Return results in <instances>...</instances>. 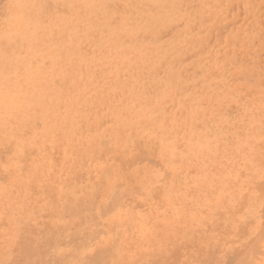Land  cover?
<instances>
[{"label": "rangeland", "instance_id": "rangeland-1", "mask_svg": "<svg viewBox=\"0 0 264 264\" xmlns=\"http://www.w3.org/2000/svg\"><path fill=\"white\" fill-rule=\"evenodd\" d=\"M80 1H84L83 3L89 6H104L106 9L111 5H118L121 3L120 0H0V51L9 49L13 44L12 34L14 29L12 24L14 21H19L22 17L27 16L28 14L30 15L31 12H34L35 20L37 21V25L40 29L39 31L44 33V37L42 38L50 39L55 36V30L57 29V26H55L56 20L54 18L63 15L65 7L79 5L82 3H80ZM187 1L188 0H179V3L184 5ZM220 3L221 1L217 0L216 6H223L224 11H221V14L225 13L224 15L226 20L224 17V24L216 26L212 29H198V37L202 39L205 38V42L201 44L199 48L192 52H188L189 54L184 55L182 58L183 61H181V66L187 69L185 70L186 74L184 75L183 79H188V81H185V83L182 85V88L186 93L192 92L197 95L198 100L194 101V103L199 104L198 109L196 110L197 114H199L197 115L198 118L193 120V126L191 129H180V125L177 127L178 132L174 134V145L171 147L172 149L167 156H160L157 153L156 149L158 147V143L156 140H143L142 138H137L133 139V141L132 138L128 139L124 135L120 136L118 134L120 133L119 131H113L114 122L111 121L113 116L107 111L106 108L103 107L100 109H94L91 119H93L95 115H98V124L102 126L99 129L100 131L108 130L111 127L113 128L110 133V138L112 141L109 145H112V143L115 141L114 139L118 140L119 137L123 138L124 141L122 139L119 141L123 146L122 151H117V153L114 151L113 146L111 147L108 145L109 149L111 148L112 153L115 152L114 154H110L108 152H106V154L105 152H102L100 154L101 156H98L97 159L93 161L85 157L80 159V146L78 143L83 139V135L78 132L80 129L78 126L72 128V131L75 133L73 137L68 136V129L64 130V135L67 138V142L62 152L59 151L52 143L56 139L55 137L51 140V142H45L37 149V145L44 141L41 137V133L44 124H46L45 120L41 122L38 119V110L36 108H32L31 111L24 110L22 106H25L27 101H22L24 103H14L11 105L13 110L22 114V126L14 122L13 118L16 117H13V112L10 106L0 102V156L1 154L3 155V163H0V175H2V177L5 179L2 181L0 180V187L4 188L2 193L6 195L5 199L0 198V222L2 221L3 223V226H1L2 223H0V264H11L16 261L19 263L21 261L20 257L23 253V241L25 234L23 229H25L27 226L38 227L37 224H41V222L44 224L47 222V219L44 218V214L46 213H43V215H41L42 211L39 215H36V213L41 210L40 208L43 209L44 205L42 204L45 203L48 198L54 199L52 200L54 202L58 198L60 199L61 195H69L72 198L79 197L81 195V187H83L84 190L89 187L90 184L93 185L92 182H96V184H98L99 182L97 181H100V179L103 183L101 185L103 187L105 185L104 188L107 189L104 194H100V196L97 197L98 203L96 200L94 202H96L100 207H105L107 206L105 203L112 202V200L110 202L109 199L111 198L113 199L114 204H112V207L115 209L111 208L107 215H101L98 217V219L101 221V224L99 223L100 226H103L99 227V232H97V234H95V231L92 233V236H95L93 241L90 239L89 244H91L92 247L87 245V250L83 249L76 252L74 254L75 257H73L74 260L67 259L65 261V263L68 261L67 264H78L82 260L84 254L85 257L86 254L89 256L98 246L99 251L97 250L98 252L94 253H99L103 250L104 244L109 241V237L112 236H116L117 239L121 237L119 240L121 241L120 243L115 237L113 238V241L115 240V244H129L130 239L131 241H133V239L136 241L143 236L146 237V240L150 241L149 244L144 247V252L139 253L138 249H136L138 254L134 252L135 249L130 247V244L129 246L126 244L125 246H127L129 250L132 248L130 250L132 252L131 255L126 256L125 253L127 248H123L124 250L122 253L125 255V262L123 264H204L205 260V264H224L223 262H225V264H232L235 259H237V262H235L237 264L238 258L241 257L247 259L249 254L246 256L248 252L244 250L250 251L249 253L253 255L252 251L256 250L252 248V246L254 247L256 245H253L254 241L256 242L255 239L259 238L261 234H259V232L264 231V215L257 214L264 210L263 208L261 211L263 203H261L262 201L260 202V200H263L264 202V191L261 193V189L264 190V0H256V2L254 0V7L251 10L250 8H247L249 0H238L228 7L224 6L226 2H222V4ZM248 17L249 19H247ZM249 22H252L253 26L250 25ZM226 23H228L227 26ZM183 26V22L177 21L175 22L174 26L171 27V31L175 29L181 30ZM64 29L68 30V27H64ZM239 31H243L245 34L253 35V38L249 40L250 46L247 47V49L244 51L245 54L242 55H236V53L241 48L240 45L223 43L225 37H231ZM159 34L161 36L165 35L164 32ZM31 37L33 36L28 35L27 38L31 39ZM42 38H37L39 40L32 41L30 43L26 41L21 48H14L13 51L7 50L3 54L4 59L1 61L0 65L6 71V79L4 81H0V96L5 94V96L7 98H11L13 102V99H15L14 96L18 91L22 93L27 92L25 87V78L23 77L22 73L25 67H39L40 63L43 62L42 57L44 55V51L42 45L50 46V44L45 40H40ZM167 40L168 37H164L159 40L138 41L136 46L132 47V54L139 53L142 49V46L144 45H149L156 48L165 43ZM126 45L129 46L130 43H127ZM205 47H207L206 50ZM232 54H235V56L226 59V61L231 59V64L223 69V72L220 74V76H218L216 79L215 77L212 78V76H210V82L208 84L205 83L204 75H208L209 72L205 66L207 63H210V60L213 58V56H215L214 58H218L219 56L222 57V55ZM168 55L171 56L172 54ZM5 60H8L9 62L7 61L6 63ZM13 67L15 69H13ZM212 68L214 69L215 66H212ZM173 72V70H168L166 74ZM109 77L107 80L99 81L98 86H104L106 81H112L115 78L112 72H110ZM6 80L8 84L6 83ZM120 81L121 76L117 78V83ZM140 82L142 84L144 83L143 85H146L147 80L146 78L142 77ZM199 82L200 84L206 86L205 91H202L201 86L197 85ZM210 84L212 86H210ZM13 85L15 88H13ZM154 95V99H162L160 93H154ZM90 96L91 95L88 94V97ZM127 97L128 96L125 95L116 96L114 106L118 111H122L125 107H130L132 105L133 102ZM185 97L188 99L189 95H185ZM124 98L125 104L123 106L119 103ZM162 103L165 107L168 106L167 108L169 110L179 111L182 107V105L179 104L173 105L169 101H166V103L162 101ZM191 103H193V101H191ZM88 107L89 104L86 103L83 107H80V111H86ZM35 111L37 112L35 113ZM161 114V111L158 110L152 116H157L156 118L160 119L162 116ZM175 115L177 116L178 113H175ZM106 121L107 124L105 123ZM102 122H104L106 125ZM163 128L168 129V125H163ZM114 132L115 134H113ZM179 132L180 134L178 135ZM94 133L97 134V131L94 130ZM33 140L36 143L32 145V148L35 152H32L33 154H31L29 142H32ZM5 148L9 154H4L6 152ZM75 149H77L78 153L74 152L76 154H72L73 156H70L71 152L73 153V151H76ZM128 150H132L133 153L135 152V154L133 155L131 152V157H126V159L121 158L123 155L128 156ZM29 153L31 154L30 156ZM116 155H119L118 157L120 158H117ZM24 156H26L25 159H23ZM114 156H116V158ZM41 157H47L49 160L50 158H53L55 161L57 160L58 164L61 162L59 167L55 169L56 171H54L57 172V174L55 173L57 177L55 179L56 183H49V173H53L52 169H50L47 174L45 173L43 177L40 178L39 183L34 186H38V190L33 188L35 192H40L43 190L40 196L34 197L33 195L37 202L33 201L30 204L25 203V198H21L16 193L18 192L20 195V191L17 188L16 189L18 191L14 189L13 183H10L12 180L10 175L15 173L18 175V177L22 176L26 170L30 169L32 161ZM55 157H57V159ZM113 159H115V161ZM128 159L130 160L128 161ZM19 160H22V163L18 162ZM78 160L79 162L77 166L71 169V172L72 170H76L78 176L80 174L82 175L76 178L80 183L78 181L77 183L74 179L73 172L71 173L69 171L70 173H66L62 168H60V166H66L67 161L75 163ZM89 161L92 162L89 163ZM15 162H17V164ZM63 162H65V164ZM113 162H116V164ZM83 163L86 164L83 165ZM117 163L125 166H127L128 163L132 164L129 165L131 167L128 170H132L133 172L126 171L127 173L132 174V183L129 182L131 184H127L126 180H123V178L118 176L121 174L123 169H120V172L117 173L118 166H115ZM22 166H24L23 171L21 170ZM119 167L121 166L119 165ZM106 168L109 169L107 170ZM132 168L137 170V172L139 169L136 168H140L139 173H137L138 176L136 175L135 170ZM159 168L161 169L159 170ZM99 170H103L100 172V174L105 177L104 179L101 177V175L99 176ZM7 171H9V173ZM107 172L111 173L112 176ZM6 173L10 177L5 176L7 175ZM93 173L95 174L93 175ZM163 173H168V175L165 177L163 176ZM133 174H135L137 178L135 175L133 176ZM62 175L63 177H61ZM109 175L111 177H109ZM89 176L90 178H88ZM162 176L167 179L165 180ZM44 177L47 178L44 179ZM81 177L84 179H81ZM115 177L117 179L120 178L123 183L120 181V179L116 181ZM161 177L162 180L164 179L165 181H160ZM66 178L67 181L65 180ZM88 179L91 180L89 181ZM134 179L136 180L135 182ZM83 180L85 181L83 182ZM174 181L175 183H173ZM57 182L60 184H57ZM47 183L48 185H51L48 187L46 185ZM74 183L76 185H74ZM64 184L69 186L66 188ZM81 184L82 186H80ZM119 184H123L124 186H122L124 189L126 187V190L128 191L123 190V187ZM135 185L136 188H132L135 187ZM115 186H117V188ZM73 187L78 190L75 191L76 189ZM157 189L160 192H157ZM44 190H47L46 194L50 195V193H52L54 195L51 194L52 196L47 197V195H44ZM34 191L32 194H34ZM56 191L59 192L58 198L55 197ZM122 191H125L126 193ZM115 193L118 197L122 194L123 198L119 197L120 199H117L118 197ZM28 194L29 193H27L25 197ZM158 194H161L162 196L159 195L160 197H158ZM101 196H109V198L107 197L102 199ZM154 196L158 197L159 200L158 198L155 200L156 197ZM43 197L45 198L43 199ZM153 197L155 201L152 200ZM115 198L116 200L114 201ZM127 198H131L132 200H128ZM14 199L16 200L14 201ZM133 200L134 202L132 204ZM56 202H54L56 206L52 208L54 211H56V207H58L57 210L63 207L62 201L58 200ZM242 202L244 204H241ZM33 204H36L35 207L37 206L36 213L34 211L35 209ZM118 204L121 205L119 206ZM125 204H127V206L129 204L128 209ZM140 204H142L144 207H140ZM133 205L136 207V210L134 208L130 209L133 207ZM122 206H125L123 207L125 208L124 210H122ZM118 207L120 208L118 209ZM239 207L242 208L240 209ZM25 209L27 210L25 211ZM18 211L20 214H18ZM22 211L24 212L21 213ZM140 211L142 212L140 213ZM40 216H43L42 219H44L42 220ZM101 218L106 221H103ZM61 219L62 220H58L57 223L66 222V217L64 218V221L63 218ZM110 220H112V223H124L122 227L117 229V231H119V236L114 234H110L109 236L107 231L108 225H111L109 223ZM262 220L263 222H261ZM249 221L251 224H249ZM245 224H247V227ZM261 224L263 225L261 226ZM127 227H129L130 230ZM171 227H173L172 230ZM242 227H245L246 234H243V230L241 234H236L237 232H241V229H243ZM105 228H107V230H105ZM224 228L228 231V233H226L227 231L224 230ZM125 230H128V235H126L127 233ZM82 231L79 233L82 234L84 232L83 235H89L88 231ZM104 231L108 233L106 234L107 236L104 235L106 233H104ZM156 231L158 236L164 231L167 236L164 239H160V237L156 238ZM17 234L20 235L18 236ZM81 234H79V236L83 237ZM262 234H264V232ZM257 235L259 236L256 237ZM96 236L98 237V240ZM123 236L127 237L125 242H122ZM253 236L254 238L252 239L251 237ZM20 238L23 240L21 239L22 241H20ZM99 239L104 242L100 241ZM18 240L19 242H22V249H20L22 247L20 246L21 243H18L19 245L17 244ZM65 240L67 241L68 239ZM66 241L64 243L61 242V244L63 243L62 246L64 248L60 246L59 253L62 255L64 254L65 256H68L67 254L72 255V253L77 251L74 246L76 244H73V247L70 248V246H72V241L70 240V242H68L71 245H69L68 248V243L66 244ZM248 241L251 242L248 244ZM190 242H193V244L189 245ZM97 244L98 246H96ZM243 244H246L247 246H243ZM261 244H264V240H262L261 243L258 242L256 245V248L260 247L258 248L260 254L257 253V256L254 255L256 259L252 255L248 256V258L250 256V258L254 257L255 260L259 258L261 259L257 260V262H255L254 259H249L253 260L255 262L254 264H259L258 261H260V263L261 261L264 262V255H261L263 254L262 252H264V248L261 249ZM93 245H95L96 248L95 246L93 247ZM240 245L243 247L241 246V248ZM216 246H218V250L216 249ZM14 247H16V249L19 248L17 249L18 251L16 250L15 252H12L11 250H13ZM242 249L246 253L240 255ZM249 249H252V251ZM206 250L210 251L211 253H216L211 254L208 251L206 252ZM236 251L238 253H236ZM16 252L18 253L16 254ZM206 253L209 254V258L206 256ZM75 258H77L78 261L75 260ZM207 259H211V261L209 260L210 263L207 262ZM11 260L14 261L10 262ZM242 260L239 259V262ZM245 261L246 260H244L243 263L246 264Z\"/></svg>", "mask_w": 264, "mask_h": 264}, {"label": "bare ground", "instance_id": "bare-ground-1", "mask_svg": "<svg viewBox=\"0 0 264 264\" xmlns=\"http://www.w3.org/2000/svg\"><path fill=\"white\" fill-rule=\"evenodd\" d=\"M120 1H121L120 4L111 5L109 6L110 8L108 7L107 9L104 8V6L103 7L89 6L87 4H84L83 3L84 1H80V3L81 2L82 3L76 6L65 7L64 14L54 18L56 20L55 26H57V29L55 30V36L50 39L42 38L44 37V33L39 31L40 29L37 25V21L35 20L34 12H31L30 15L28 14L27 16L22 17L19 21L13 22L12 24L13 29H14V32L12 34L13 44L11 45L9 49L0 51V63L4 59L3 54L7 50L13 51L14 48H21L22 45L26 41L30 43L32 41L39 40L37 38H42L40 40H43V41L45 40L46 42H49L50 44V46L42 45L44 55L42 57L43 62L40 63L39 67L32 68V66L29 65L30 68L25 67L23 70L22 74H23V77L25 78V87H26L27 92L22 93L18 91L16 95L14 96L15 99H13L14 100L13 102H12V99L7 98L5 94L3 96H0V102L2 104H6L7 106H10L11 109H12L11 105H13L14 103H24L27 101L26 105L22 106L23 109L31 111L32 108H36L39 112L38 119L41 122H43L44 120L46 121V124H44L42 133H41V137L43 138L44 141L40 142L37 145V149L40 146H42L45 142H51V140L55 137L56 139L52 143L59 151L62 152L67 142V138L64 135V130L68 129L69 130L68 136L73 137L75 133L74 131H72V128L75 126H78L80 128L78 132L83 135V139L79 141L78 143L80 146L79 147L80 148V152H79L80 159H83V157H85L93 161V160H96L98 156H101L100 154L102 152H105V153L108 152L111 154L112 151H111V148L109 149L108 145L112 141L110 138V133L113 128L111 127L108 130L100 131L99 129L102 126L98 124V115H95V117L91 119L93 110L100 109L103 107V108H106L107 111L113 116V119H111V121L114 122L113 131H119L120 133L118 134L120 136L124 135L128 139L132 138V140L137 139V138H142L143 140H149V139L156 140L158 143L157 149L155 148L157 150V153L160 156H167L170 153V150L172 149L171 147L174 145V140H175L174 134L178 132L177 127H179L180 125V129H184V128L191 129L193 126V120H196V118H198L197 115L199 113L197 114L196 110L198 109L199 104L194 103V101L198 100L197 95L192 92L186 93L185 91H183V88H182V85L185 83V81H188V79H183L184 75L186 74L185 70L187 69L181 66V63H182L181 61H183L182 58L184 57V55H188L189 54L188 52H192L196 50L197 48L201 46V44L205 42V38L202 39L198 37V33H197L198 29L200 28L212 29L216 26H220L224 24V17H225L224 14L225 13L221 14V11H224L223 6L220 5V7H217L216 6L217 0H188L184 5L180 4L179 0H120ZM220 1H221L220 4H222V2H226L224 6L228 7V6H231L232 3H235L238 0H220ZM253 4H254V0H249L247 8H250L251 10L254 7ZM247 19H249V17ZM225 20H226V17H225ZM177 21H181L184 23L183 28L181 30L175 29L171 31V27H173L175 22ZM227 24L228 23H226V26ZM249 24L252 25V22H249ZM64 27H68V30H65ZM162 32H164L165 35L161 36L159 34ZM28 35H32L33 37H31V39L27 38ZM164 37H168V40L162 45L156 48L149 46V45H144L142 46V49L139 53L132 54V47L136 46L138 41H144V40L150 41V40H157V39L159 40ZM252 38H253V35L245 34L243 31H239L238 33H235L231 37H225L223 40V43L224 44L230 43L232 45H240L241 48L236 53V55H242V54H245L244 51L247 49V47L250 46L249 40H251ZM127 43H130V45L127 46L126 45ZM206 49L207 47H205V50ZM168 54H172V55L169 56ZM233 56H235V54L222 55V57L219 56L218 58H214L215 56H213L214 59L212 58L210 60V63H207L205 66L209 70V72H208V75H204V82L208 84L210 82L209 81L210 76H212V78L215 77V79L218 76H220V74L223 72V69L227 67L229 64H231L232 62L231 59L227 61L226 59L232 58ZM7 61L8 60H5L6 63ZM212 66H215V68L213 69ZM13 69L15 68L13 67ZM167 69L173 70L174 72L166 74V72L168 71ZM110 72L114 74L115 78L112 81H106L104 86H101V87L98 86L99 81H104L108 79V77L110 76ZM5 73L6 71L0 65V81H4L6 79ZM119 76H121V81L117 83V78ZM142 77L146 78L147 80L146 85H143L144 83L142 84L140 82ZM6 83L8 84L7 80H6ZM197 85L201 86L202 91L206 90V86L200 84V82L197 83ZM210 86L212 85L210 84ZM13 88H15L14 85H13ZM153 92L155 94L160 93L163 100L154 99L155 95ZM88 94H90L91 96L88 97ZM117 95L128 96L127 98L133 102L132 105L130 107H125L124 110L122 111H118L116 107L114 106ZM185 95H189V98L186 99ZM162 101L165 103L166 101H169L173 105L179 104V105H182V107L179 111L169 110L167 108L168 106L165 107ZM191 101H193V103H191ZM86 103L89 104V107L86 109L87 112L80 111V107H83ZM119 104L124 106L125 98ZM158 110H160L162 113L161 118L159 117L160 119H157L156 118L157 116L156 117L152 116ZM12 112H13V117H16V118H13L14 122L23 126V123L21 122L23 121L22 114L13 109H12ZM36 112L37 111H35V113ZM175 113L176 114L178 113V115L176 116ZM107 121L105 122L106 124H107ZM102 123L105 124L104 122ZM165 124L168 125V129L163 128V125ZM94 130L97 131V134L94 133ZM113 134H115V132ZM179 134L180 132L178 133V135ZM120 139L123 140V138L119 137L118 140L114 139L115 141L112 143V145H109L111 147L113 146L114 151L116 152L123 150V146L119 142ZM29 144L31 147L30 153L33 154L35 151L32 148V145L36 143L33 140L32 142H29ZM75 150L76 151H73V153L70 151L71 152L70 156H73L72 154L78 153L77 149ZM25 151L28 152L27 150ZM131 152L133 153L132 150L131 151L128 150V156L123 155L121 158L126 159V157H129L132 154ZM6 153H7V149L4 154ZM30 153H29V156L31 155ZM134 154L135 152L133 153V155ZM2 156L3 155L1 154L0 157L2 158ZM26 156H24L23 159H25ZM116 156L117 158H120L118 157L119 155H116ZM116 156L114 157L116 158ZM55 158L57 159V157ZM130 159H128V161ZM2 160L3 158L0 160V163L2 162ZM79 160L76 161L75 163L68 162L70 161L68 160L66 163V166H60V168H62L66 173H68L69 171L71 172V169L77 166ZM102 160H105V159H102ZM113 160L115 161V159ZM21 161L19 160L18 162H21ZM92 161H89V163H91ZM15 163L17 164V162ZM60 163L58 164L57 160L55 161V159L53 158H50L49 160L47 157H41L39 159H34L30 165V169L26 170L23 173V175L21 173L23 171L24 166H22V169H21L22 171L20 173L22 176L18 177V175L15 173L13 175H10L12 178L10 183H13L14 189L17 188L20 191V195L18 194V192H16L17 195L20 196L21 198L24 197L25 203L30 204L31 202L36 201L34 197L40 196L42 194L43 190L38 192L37 191L38 186L37 187H34V186L39 183L40 178H42L45 173L47 174V172H49L50 169H52L53 173H49L50 175L48 174L50 176V177L48 176L49 177L48 180H50L49 183H53V184L56 183L55 179L57 177L55 173L57 174V172H54V171H56L55 169L59 167ZM63 163L65 164V162ZM86 163H83V165ZM113 163L116 164V162H113ZM118 164L119 163L115 165V166H118L117 173L120 172V169H123V171H125V172L121 171V174H119L118 176L123 178V180H126L128 184L132 180V174L127 173L126 171H132V170H128L131 167L129 165H132V164L128 163L127 166L119 164L121 167H119ZM136 169L140 170V168H136ZM160 169L161 168H159V170ZM139 170L138 172L137 170H135L136 175L137 173H139ZM102 171L99 170V176L101 175L100 172ZM7 172L9 173V171ZM72 172H73V177L76 180V182L77 181L79 182V180H77L76 178L82 175L80 174L78 176V174L76 173L77 172L76 170L74 171L72 170ZM95 173H93V175ZM108 174L112 176L111 173H108ZM163 174H164L163 176L165 177L166 175H168V173L167 174L163 173ZM110 175L109 177H111ZM134 175L135 174H133V176ZM5 176H9V175L7 174ZM61 177H63V175ZM101 177H103V175H101ZM113 177H114V174H113ZM162 177L160 180L162 182L167 179L163 177L165 180L164 179L162 180ZM45 178L47 177H44V179ZM82 178L83 177H81V179ZM88 178H90V176ZM104 178L105 177H103V179ZM3 179L4 178L2 177V175H0V180L2 181ZM119 179L120 178L118 179L116 178L115 180L117 181ZM135 179H134V182L137 180ZM65 180L67 181V178ZM85 180H83V182ZM88 180L90 181L91 179H88ZM100 181H97L100 184L99 183L96 184V182L91 181L93 185L90 184L89 187H87L86 185L87 188L85 187L86 189L84 190H83V187H81L82 188L80 190L81 195L76 198H72L69 195H61L59 199L58 198L59 192L56 191L55 197L58 198L56 201L60 200L63 202L62 204L63 207L58 209L60 211L57 210L58 207H56V211L52 209L53 207L56 206L54 204V202L56 201L53 202L52 200L54 199L48 198V200L42 204L44 205L43 209L40 208L41 210L39 209L40 211L36 213V209H37V206L35 207V205L37 204L36 203L37 201H36L35 202L36 204H33L36 215H39L41 211H42L41 215H43V213H46L44 214L45 215L44 218L47 219V222L44 224H42V222L41 224L36 223L38 227L27 226L25 229H23L24 230L23 232L25 233L24 241H23L24 248L22 246V242H19V240L17 242V244L21 243L20 246L22 247L20 249L23 248V253H22V256L20 257L21 261L19 260L20 262L17 263L18 261L13 262L14 260L13 261L11 260L10 262H13L11 264H15V263L17 264H67L68 261L66 263L65 261L67 259L74 260L73 257H75L74 254L76 252L86 249L87 245L91 246V244H89L90 239L93 241V238H95V236H92V233L95 231V234H97V232H99L98 231L99 227L103 226V225L100 226L101 221L100 219H98V217L101 215H107L110 212V209L113 208L112 207L113 199L109 198V196H104V197L101 196L102 199H105L108 197L110 199V202L112 200L111 203L109 202L105 203V205L107 206L100 207L97 204L98 203L97 197H99L100 194H104V192H106V189H107V188L106 189L104 188L105 185L104 187L101 185L103 183L102 181L101 182ZM105 181L108 182L107 180ZM120 181L122 180L120 179ZM75 183L74 185L77 184ZM173 183H175V181ZM57 184H60V183L57 182ZM46 185L49 187V185L51 184L48 185L47 183ZM69 185H65L66 188ZM119 185L122 186L123 184H119ZM52 186H55V185H52ZM80 186H82V184ZM115 187L117 188V186ZM33 188H36L37 192H35ZM73 188L76 189L75 187ZM132 188H136V185L135 187H132ZM3 189L4 188L0 187V198L1 199L6 198L5 197L6 195L2 193ZM47 190H44L45 191L44 195H47V197L54 195L52 193H50V195L46 194ZM77 190L78 189H76L75 191ZM123 190L128 191L126 190V187L125 189L123 187ZM261 190H262L261 193H263L264 190L263 189ZM33 191H34V194H32ZM125 191H122V192L126 193ZM74 192L72 193L75 194ZM157 192H160V191L158 190ZM25 193L26 194L29 193V194L25 197L26 195ZM159 195L161 194H158V197H160ZM119 197L123 198L122 194ZM119 197L117 199H120ZM154 197L152 198V200L153 201L157 200L158 197H156L155 200H154ZM44 198L45 197H43V199ZM16 199H14V201ZM127 199L129 200L131 198H127ZM95 200L97 203L94 202ZM115 200L116 198L114 199V201ZM133 202L134 200L132 201V204ZM260 202L264 204L263 200H260ZM241 204H244V203L242 202ZM263 204L261 207V211L264 208ZM125 205L127 206V204ZM128 206H127V209L129 208ZM144 206L140 204V207H144ZM123 207L125 206H122V210L125 209ZM119 208L120 207H118V209ZM133 208L136 210V207H134V205L130 209H133ZM26 210L27 209H25V211ZM142 211H140V213ZM23 212L24 211H22L21 213ZM262 212L257 213V214L264 215V212L263 213ZM18 214H20L19 211H18ZM65 217H66L65 223H57L58 220H62L61 218H63V221H64ZM102 220L106 221L104 219ZM261 222H263V220ZM0 223H2V221ZM38 223H39V220H38ZM109 223L111 224V225H108L107 232L109 233V236L110 234L119 236V231H117V229L122 227L124 223H112V220H110ZM247 224H245L246 227H247ZM249 224H251L250 221H249ZM262 225L263 224H261V226ZM1 226H3V223L1 224ZM127 228L130 230L129 227ZM225 228L224 230H226ZM242 228L243 229H241V232H237L236 234L238 233L241 234L242 230L244 232L243 234H246L245 227H242ZM172 229L173 227H171V230ZM82 230L88 231L89 235H83L84 232ZM105 230H107V228H105ZM80 231H82L83 233L82 234L79 233ZM115 231H117L118 233ZM131 231H132V228H131ZM105 232L106 231H104V233ZM107 232L104 235L108 234ZM125 232L127 233L128 230L127 231L125 230ZM263 232L260 231L259 232V234L261 233L260 236L259 235L256 236V237L259 236L258 239H255L256 242L258 241L259 243H261V241L264 240V234H262ZM226 233H228V231ZM79 234L83 235V237H80ZM157 234L158 233L156 231L155 237L156 238L160 237V239H164L167 236V234H165V231L163 233H160L159 236ZM17 235L19 236L20 234H17ZM126 235H128V233ZM254 236L251 238L253 239ZM114 237L116 238V236L109 237L108 239L109 241L104 244L103 250L97 254H95L94 252L99 251L98 250L99 243L96 245L98 246L97 248L95 245H93V247L95 246L96 249L93 250L92 254H95V255L90 254L89 256H87L86 254V257H85V254H84L82 260L78 264H96V263L97 264H123L125 262V255L122 253L124 250L123 249L124 247L127 248L126 253H125L126 256L131 255V252H132L130 251L132 248H130L129 250L127 247L129 246V244H130V247H133L135 249L134 252L138 254L136 252V249H138L139 253H142L145 251L144 247L148 245L150 242L149 240H146V237L143 236L139 240H136V241L134 239L133 241H131L130 239L129 244L125 243V245L127 244V246H125L124 244H115V240L113 241ZM120 238L118 239L116 238L117 241H119ZM237 238H240V237H237ZM21 239L22 238H20V241L23 240ZM65 239H68V240L66 241ZM69 239L73 242V243L71 242L72 246H70V248L73 247V244H76L74 246H75V249H77V251L72 253V255L67 254L68 256H65L64 254L63 255L60 254L59 247L62 246L65 241H66V244L68 243L67 247L71 245L69 244L70 242ZM126 239L127 237L123 236L122 242H125ZM97 240H98V237H97ZM251 241H248V244ZM61 242L63 243L61 244ZM120 242L121 241H119V243ZM256 242L254 241L253 245L255 244L257 245L258 242L257 243ZM191 244H193V242H190L189 245ZM246 244L245 245L243 244V246L248 245ZM256 245L254 247L252 246V248L256 250L253 249L254 251H252V249H249L253 252V255L249 253L250 251L244 250L248 252L246 256L248 254L252 256L254 255L257 256V253H259L258 248L260 247L256 248ZM263 245L261 249L264 248ZM241 246L242 245H240V247ZM14 248L13 250H11L12 252H15L17 249H19V248L16 249V247ZM62 248L64 247L62 246ZM216 249L218 250V246H216ZM243 249H242L243 253L241 252L240 255L246 253L243 251ZM208 250H209V247H208ZM208 250H206V252ZM12 252H9V253H12ZM19 252H22V251H19ZM17 253L18 252H16V254ZM214 253L216 252H213L211 254H214ZM236 253L238 252L236 251ZM262 253L263 254L261 255L263 256L264 252ZM206 256L209 258L208 253H206ZM248 256H247V259L241 258L240 256H238L240 258L236 257L238 258L237 264H245L243 263L244 260H246L245 261L246 264H251V263L254 264L255 262H257V260H261L260 258L255 260L256 259L255 256H254L255 259L254 257L250 258L251 256L248 258ZM12 257H15V256H12ZM239 259L240 260L244 259V260L239 262ZM249 259H254L255 262ZM75 260L78 261L77 258H75ZM209 260L211 261V259ZM209 260L207 259V262H209ZM236 260L237 259L233 261L234 264H236L235 263L237 262ZM248 260H249V263H248ZM258 262L259 264L264 263L263 261H261V263L260 261ZM223 263L225 264V262Z\"/></svg>", "mask_w": 264, "mask_h": 264}]
</instances>
